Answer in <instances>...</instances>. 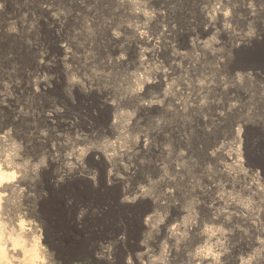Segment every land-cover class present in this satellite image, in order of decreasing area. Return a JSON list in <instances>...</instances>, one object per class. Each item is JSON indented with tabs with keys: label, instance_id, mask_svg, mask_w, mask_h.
<instances>
[{
	"label": "rangeland",
	"instance_id": "rangeland-1",
	"mask_svg": "<svg viewBox=\"0 0 264 264\" xmlns=\"http://www.w3.org/2000/svg\"><path fill=\"white\" fill-rule=\"evenodd\" d=\"M263 50L264 0H0V264H264Z\"/></svg>",
	"mask_w": 264,
	"mask_h": 264
},
{
	"label": "bare ground",
	"instance_id": "bare-ground-1",
	"mask_svg": "<svg viewBox=\"0 0 264 264\" xmlns=\"http://www.w3.org/2000/svg\"><path fill=\"white\" fill-rule=\"evenodd\" d=\"M263 55H264V50L261 52ZM260 53V54H261ZM262 56V55H261ZM4 177V174L0 171V180ZM2 234V233H1ZM1 234H0V254L4 255L5 254V250H6V247H5V241L3 242L2 241V237H1ZM4 238V237H3Z\"/></svg>",
	"mask_w": 264,
	"mask_h": 264
},
{
	"label": "flooded vegetation",
	"instance_id": "flooded-vegetation-1",
	"mask_svg": "<svg viewBox=\"0 0 264 264\" xmlns=\"http://www.w3.org/2000/svg\"><path fill=\"white\" fill-rule=\"evenodd\" d=\"M66 250L67 249L64 248V251H66ZM75 261H76L75 259H72L70 264H73ZM80 261L83 262V263H87V264H93L90 257L89 258H86L85 260H80Z\"/></svg>",
	"mask_w": 264,
	"mask_h": 264
}]
</instances>
